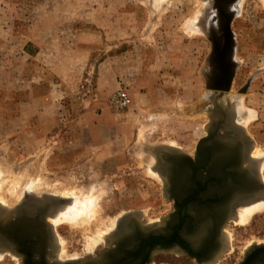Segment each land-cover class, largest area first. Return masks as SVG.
<instances>
[{
  "label": "rangeland",
  "instance_id": "1",
  "mask_svg": "<svg viewBox=\"0 0 264 264\" xmlns=\"http://www.w3.org/2000/svg\"><path fill=\"white\" fill-rule=\"evenodd\" d=\"M262 3L103 0V11L93 14L100 30L81 33L68 29V0H0V264H26L14 246L39 238L24 221L34 215H20L24 224L11 236L4 232L26 201L53 206L62 200L66 207L77 199L93 202L74 223L44 215L48 226L38 234L41 250H51L47 264H80L94 256L113 244L126 218L140 228L160 224L173 208L165 190L169 158L177 152L195 156L218 111L215 100L243 135L232 143L242 153L248 149L242 168L253 169V182H264V120L250 105L254 99V106H264ZM68 35L87 43L68 45ZM118 53L117 67L126 71L96 95L97 65ZM224 70L232 79L229 90L217 88ZM121 89L131 98L123 109L113 103ZM82 109L89 113L74 125ZM236 129L221 134L237 137ZM233 216L223 225L224 251L212 264H238L264 242V210L243 223ZM98 236L100 244L90 247ZM41 250L31 248L32 256L39 258ZM151 262L202 264L166 251L154 252Z\"/></svg>",
  "mask_w": 264,
  "mask_h": 264
},
{
  "label": "flooded vegetation",
  "instance_id": "2",
  "mask_svg": "<svg viewBox=\"0 0 264 264\" xmlns=\"http://www.w3.org/2000/svg\"><path fill=\"white\" fill-rule=\"evenodd\" d=\"M237 138L239 136L235 139L233 137L234 140ZM225 151L219 148L201 149V154L198 156L195 151V158L191 153L177 152V155H171L169 158L171 161L169 160L167 164L170 165L171 171H168L169 178L166 180L165 190L173 201V208L164 216L162 222L155 225L147 224L144 228H140L138 224H133V221L130 226L127 225L126 230L122 231V228L126 226L125 222L131 219L122 220L117 233L110 240L113 244L97 251L94 256H88L80 264H155L151 262L152 254L160 251L183 253L202 264L215 262L225 247L223 225L235 214L237 203L244 199V195L247 196L241 190L237 191L240 184L245 181L241 182L242 179H238L240 176L238 171L233 172L232 164L235 163L236 158L224 159L226 155L223 156L222 153ZM215 152H218L219 156ZM213 153L217 155V158ZM172 166L175 167L174 172ZM230 176L236 177L234 181H228ZM35 212L37 213H34V216H38L37 214H41L42 210ZM19 214L29 215L30 213L21 212ZM39 225L38 219L33 218L31 223L33 231L31 232H36L38 239L18 242L17 246H14L19 250L17 252L26 256V264H47L45 256L49 255L51 250L45 249V245L42 250L39 247L38 228L40 231L43 229L42 225L41 228ZM198 234L199 236L194 237ZM129 238H133V244L131 240H128ZM263 245L264 242L254 244L238 264H264V251H258V248H262ZM33 247L42 251L39 258L32 256L31 248ZM250 255L251 258L246 260Z\"/></svg>",
  "mask_w": 264,
  "mask_h": 264
},
{
  "label": "bare ground",
  "instance_id": "3",
  "mask_svg": "<svg viewBox=\"0 0 264 264\" xmlns=\"http://www.w3.org/2000/svg\"><path fill=\"white\" fill-rule=\"evenodd\" d=\"M211 2V1H210ZM231 3V2H230ZM235 4V3H234ZM234 6V5H233ZM232 7V6H231ZM234 8V7H233ZM232 8V9H233ZM232 13V12H231ZM230 78H229V76H228V74H227V72L224 70L223 72H222V74H221V79H220V84L218 85L219 86V88H223V89H225V90H227L228 89V87H229V84H230ZM213 114V116H214V113H212ZM234 114V113H233ZM234 126V125H233ZM236 127V126H235ZM228 128V127H227ZM226 129V128H225ZM226 130H224V132H225ZM233 135H234V133H232ZM232 134H230V136H232ZM224 135H226V132H225V134ZM241 136H243V135H240L239 137H241ZM228 137V136H227ZM232 140H234L235 139V137H234V139L233 138H231ZM250 142V141H249ZM251 143V142H250ZM249 143V144H250ZM240 145H241V143H240ZM242 145H244V144H242ZM247 145V144H246ZM237 147H238V145H237ZM245 148H249V145H248V147H245ZM245 148H244V150H245ZM222 150V149H221ZM225 150V149H224ZM230 150V151H229ZM243 150V151H244ZM229 151V152H228ZM255 154L257 153H259V152H261V151H259L258 150V148H255ZM162 153V152H161ZM216 153V152H215ZM215 153H213L215 156H216V158H217V155L219 154L218 152L215 154ZM245 154H246V156L248 155V149H246V151L244 152ZM244 153H242V151H241V149H240V147L238 148V149H235V148H230V149H227L224 153H222V155L224 156V155H226V156H224L223 158L224 159H226L227 157H229V158H236V161H235V163H233L232 165H233V167H234V171L233 172H235V171H238V173H239V177H238V179L239 178H241L242 180H241V182H243V181H245V183L243 184V183H241L240 184V188L237 190L238 192H240V190H241V192L242 193H244V194H247V196H245L244 195V198L246 197V198H248V197H250V196H253V197H255L256 195V193H258L259 191L257 190V189H255L254 187H256L257 188V185H255V186H250V182H251V180L249 179V178H251L250 176H249V173H251V172H253L252 170H250L251 172H249V167H248V169H245L246 167H243L242 168V160H245V159H243V154ZM163 154V153H162ZM212 154V155H213ZM262 155V159H264V150H262V153H261ZM164 155V154H163ZM213 155V156H214ZM232 155V156H231ZM155 156V155H154ZM219 156V155H218ZM257 156V155H256ZM260 156V157H261ZM162 157V156H161ZM157 158V157H156ZM168 158V157H167ZM248 158V160H250V157H247ZM163 159H164V157H163ZM214 159V158H213ZM166 160H168V159H166ZM247 160V159H246ZM245 160V161H246ZM171 161V160H170ZM169 161V162H170ZM246 162H244V164H245ZM253 163V162H252ZM230 165V164H229ZM149 167V166H148ZM173 168L175 169V167H173L172 166V170H173ZM151 170V169H150ZM152 171H153V169H152ZM162 171V170H161ZM170 171H171V168H170ZM257 171V170H256ZM156 172V171H155ZM173 172H174V170H173ZM249 172V173H248ZM159 174V173H158ZM252 174V173H251ZM160 175H161V172H160ZM159 175V176H160ZM173 176V175H172ZM238 176V175H237ZM163 177H164V175H163ZM184 177V176H183ZM173 178H174V176H173ZM179 178V177H178ZM234 178H236V177H229V179H228V181L229 180H233L234 181ZM249 179V182L247 181ZM257 179V178H256ZM163 180V179H162ZM175 180H177V179H175ZM259 178L256 180L258 183H259ZM180 181V180H179ZM163 182V181H162ZM263 182V181H262ZM1 182H0V187H1ZM177 185V184H176ZM230 185H232V184H230ZM238 185V184H237ZM234 186V185H233ZM236 186V185H235ZM179 187V186H178ZM238 187V186H237ZM236 187V188H237ZM251 187V188H250ZM250 188V189H249ZM182 190V189H181ZM251 190V191H250ZM16 191H18L17 189H16ZM247 192H250V193H247ZM235 193V192H234ZM17 194H18V192H17ZM232 194H233V192H232ZM231 195V194H230ZM229 195V196H230ZM15 196V195H14ZM235 196H237V195H235ZM235 196H234V199H235ZM238 196H240V195H238ZM237 196V197H238ZM241 196H242V194H241ZM37 197H39V196H37ZM49 197H51V196H49ZM44 198H46V197H44ZM48 198V197H47ZM51 198H53V197H51ZM229 198V197H228ZM240 198V197H239ZM239 198H237V199H239ZM251 198V197H250ZM39 198H37V200H38ZM29 200V199H28ZM34 200V199H33ZM37 200H35V201H37ZM41 200V199H40ZM43 200V199H42ZM35 201H33V202H35ZM43 201H45V199L43 200ZM62 201V200H61ZM60 201V203L59 202H57V203H59V204H57V203H55L53 206L52 205H49L47 202H41L40 203V205H34V204H36V203H34V204H28V201H26L25 202V204L23 203V205L25 206V207H33L32 209H30V210H34L32 213H30L29 215H34V213H37V212H35V211H37V210H39V211H41L42 210V213H44V215L45 216H53V218H54V222H60V221H67V222H71V223H74V222H77L78 221V219L79 218H82V217H84V216H86V214L88 213V211L90 210V207H92L93 206V202H92V200L91 199H88V198H84L83 200L82 199H77L75 202H74V204H70V205H68L67 207H66V205H65V203H63V202H61ZM227 201V200H226ZM68 202V201H67ZM225 204V203H224ZM230 205V204H229ZM7 206V205H6ZM36 206H40V208L39 207H36ZM50 206L52 207V208H50ZM225 206V205H224ZM3 207V206H2ZM223 207V206H222ZM221 207V208H222ZM16 208V207H15ZM224 209H225V207H223ZM236 208V207H235ZM227 210L229 209L228 207L226 208ZM93 210V212H94V209H92ZM235 210V209H234ZM236 210L238 211V216H237V214H236V212H235V215L237 216V218L236 219H239V221L240 222H246L247 220H248V218L250 217V216H252L254 213H256V212H261L262 210H264V197L262 196H260V197H256V198H253V199H249V200H246V201H243V202H241L240 204H238L237 205V208H236ZM10 211V210H9ZM12 211V210H11ZM221 211H223V210H221ZM23 212H25V211H23ZM48 212V213H47ZM224 213H226L225 211H224ZM227 214V213H226ZM18 215V214H17ZM20 215V214H19ZM43 215V216H44ZM222 215V214H221ZM134 216V215H133ZM234 217V216H233ZM210 218V217H209ZM217 218V217H216ZM220 219V218H219ZM119 220V219H118ZM117 220V221H118ZM32 221H33V219H32ZM32 221L30 220V221H28V222H31L32 223ZM116 221V222H117ZM136 221H137V219H136ZM211 221V220H210ZM28 222L26 223V224H28ZM54 222L52 223V225L54 224ZM132 222L133 221H131V220H128L127 221V223L125 222V224H126V226H125V228H122L123 230L122 231H124V230H126V228L128 227V226H130L131 224H132ZM62 223V222H61ZM133 224H134V222H133ZM203 224H204V222H203ZM207 224V223H206ZM51 225V224H50ZM51 225V226H52ZM128 225V226H127ZM202 226V225H201ZM210 226H211V224H210ZM214 226V225H213ZM213 226H212V228H213ZM31 227V226H30ZM36 227V226H35ZM31 229V228H30ZM114 229V228H113ZM200 229V228H199ZM204 229V228H203ZM204 230H206V229H204ZM28 231H29V229H28ZM38 231L40 232V229L38 228ZM143 231V230H142ZM129 232V231H128ZM198 232H200V231H198ZM225 233V232H224ZM107 234V233H106ZM204 234V233H203ZM203 234H201V235H203ZM139 235V234H138ZM56 236V235H55ZM197 236H199V234L198 235H195L194 237H197ZM218 236H219V234H218ZM59 238V237H58ZM57 237L55 238V239H58ZM229 238V237H228ZM103 239V237L102 236H98L97 238H95V239H92L91 240V246L90 247H92V248H94L95 247V245H98V244H100L99 242L101 241ZM133 238H129L128 240L130 241L131 240V242L133 241L132 240ZM197 239V238H196ZM208 239V238H207ZM59 240V239H58ZM222 240V239H221ZM221 240H219V242L221 241ZM115 241V240H114ZM117 241H118V239H117ZM198 241V240H197ZM200 241V240H199ZM227 240H225V242H226ZM229 241V240H228ZM56 242V241H55ZM219 242L217 243V244H219ZM227 243V242H226ZM57 244V247H58V243H56ZM132 244H133V242H132ZM200 244V243H199ZM227 245V244H226ZM3 249V248H2ZM1 249V247H0V250H2ZM228 249V248H227ZM5 250V249H4ZM56 250V249H55ZM226 250V249H225ZM224 251V250H223ZM109 252V251H108Z\"/></svg>",
  "mask_w": 264,
  "mask_h": 264
},
{
  "label": "crops",
  "instance_id": "4",
  "mask_svg": "<svg viewBox=\"0 0 264 264\" xmlns=\"http://www.w3.org/2000/svg\"><path fill=\"white\" fill-rule=\"evenodd\" d=\"M65 1V0H64ZM94 4H91L90 1H77V0H68V5L70 6V13L68 15V29H76L77 31H80L81 33L88 28H92L94 31L98 32L101 28V26L98 23V18H96L93 14H97L103 11V8H105V4H102L103 0H96ZM258 12L264 13V4L262 3L261 6H258ZM74 13L76 14H83L81 17L77 18L74 17ZM73 15V16H72ZM81 19V20H80ZM78 20L82 21L81 24H75ZM94 21V22H93ZM92 24V25H90ZM264 41V40H263ZM87 43L85 40H76L75 38H72V36L68 35V45H81ZM122 54V55H121ZM123 57V53L114 54L110 57H107L97 65V70L95 71L96 77H95V84L97 88L95 89V94L99 95L102 94L105 90L113 85V83L116 80V76L120 72L126 71L125 69H118L117 62ZM92 72V71H91ZM90 72V73H91ZM69 74V72H68ZM263 80H264V73L262 74ZM71 77L68 75V80H70ZM260 96L264 98V89H262L259 92ZM258 94V97H259ZM255 95L249 94L250 101L253 99ZM252 98V99H251ZM255 100H252V107L257 109L259 116H262V119L264 120V106H254ZM78 107V106H76ZM261 109V110H260ZM89 112H87L86 109H82L80 111V115L74 119V125H80L82 121L86 118ZM97 116V115H96ZM99 115L96 117V119H99ZM262 122L257 123L259 126Z\"/></svg>",
  "mask_w": 264,
  "mask_h": 264
},
{
  "label": "water",
  "instance_id": "5",
  "mask_svg": "<svg viewBox=\"0 0 264 264\" xmlns=\"http://www.w3.org/2000/svg\"><path fill=\"white\" fill-rule=\"evenodd\" d=\"M228 74V73H227ZM228 76H229V78L231 79V77H230V75L228 74ZM232 80V79H231ZM231 80H230V84H229V87H230V85H231ZM219 84H220V82H219ZM218 84V85H219ZM229 87H228V89L227 90H229ZM217 88L218 89H222V90H225V89H223V88H219V86H217ZM215 103H216V108L218 109V111L220 110V112H218L217 110L214 112V117H213V120H212V124L210 125V128L208 129V131H207V135L206 136H204L200 141H199V143L197 144V146H196V156H198V155H200L201 153H200V151H201V149H205V150H212V149H215V148H219V149H222V150H227V149H230V148H233L234 146L233 145H235V144H232L234 141H237V140H232L231 138H233V137H235V136H224V135H222L221 134V130L224 128H226V127H228V128H230V130H234V129H236L234 126H231V124H230V116H232V115H228V113L226 112V110L219 104V102L217 101V100H215ZM235 131H237L238 133L236 134L237 136H240V135H242V133H240L239 132V130H235ZM240 139H242L241 137L240 138H238V140H240ZM236 143V142H235ZM235 149H238V147L236 146V147H234ZM244 157V156H243ZM191 160H193L192 158H191ZM250 179V178H249ZM249 179H248V182H249ZM251 180V179H250ZM255 185H257V188L256 187H254L255 189H259V191L260 192H258V193H256L255 195V197H253V196H250V197H248V198H244L242 201H240L239 203H237V205L238 204H240L241 202H243V201H246V200H249V199H252V198H258V197H264V182H262V181H259V183L258 182H253L252 180H251V182H250V186H255ZM251 188V187H250ZM249 188V189H250ZM251 191V190H250ZM247 193H250V192H247ZM49 205H52L51 203H48ZM34 205H37V204H34ZM36 207H39L40 208V206H36ZM33 207H30V208H25V206L23 205V206H20V208H18L17 210H15L14 212H12L14 215H16V220H11L10 222H11V225H10V228L8 229V230H5L4 232H6V234H10V236H11V234H12V232H13V229H14V227H16L17 228V226H19V227H21V225L22 224H24L23 222L24 221H26L25 223H27L28 221H32V219H25L24 221H23V219H22V217L20 216V215H17V214H19V213H21L22 211H25V212H27V213H32L34 210H30V209H32ZM48 213V212H47ZM38 216H36V217H33V218H37L38 219V221H39V223H41V225L43 226V228H44V226L45 225H47L48 226V224H46L47 222H46V220H44V216L42 215V213H41V215H40V213H38L37 214ZM2 216H1V214H0V220L1 219H4V218H1ZM9 217H11V216H9ZM27 218V217H26ZM34 220H36V219H34ZM46 222V223H45ZM2 226H1V222H0V228H1ZM3 228V227H2ZM8 239V238H7ZM259 250L258 251H261V252H263L264 251V245H263V247L262 248H258ZM11 250H13V249H11ZM255 252V251H254ZM251 258V255L248 257V258H246V260H249Z\"/></svg>",
  "mask_w": 264,
  "mask_h": 264
},
{
  "label": "built area",
  "instance_id": "6",
  "mask_svg": "<svg viewBox=\"0 0 264 264\" xmlns=\"http://www.w3.org/2000/svg\"><path fill=\"white\" fill-rule=\"evenodd\" d=\"M113 103L119 109L128 107L131 104V98L125 89H121L113 98Z\"/></svg>",
  "mask_w": 264,
  "mask_h": 264
}]
</instances>
